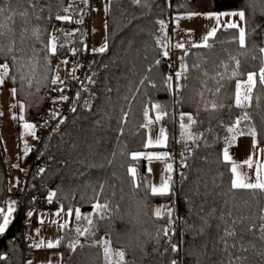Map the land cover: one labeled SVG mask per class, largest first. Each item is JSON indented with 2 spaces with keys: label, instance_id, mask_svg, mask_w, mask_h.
<instances>
[{
  "label": "trees",
  "instance_id": "1",
  "mask_svg": "<svg viewBox=\"0 0 264 264\" xmlns=\"http://www.w3.org/2000/svg\"><path fill=\"white\" fill-rule=\"evenodd\" d=\"M10 2L18 12H28L27 23L18 14L13 21L7 22L15 30L16 54L27 65L23 71L30 73L35 66L36 80L40 79L43 74L40 64L45 55L41 49L55 36L57 51L54 55L48 52L49 62L56 72V65L61 63L64 67L59 76L65 81L66 88L61 93L41 85L37 91L35 80L31 86L25 83L21 87L19 79L15 82L6 80L0 86V92L4 88L18 90L17 104L13 107L16 125L21 121L39 122L49 127L38 146L29 145L31 151L27 156L22 154L18 168L6 162L0 138V208L6 210L8 202L16 201L8 189L9 184L17 190L25 188V212H36L35 200H42L49 191L55 192L48 206L73 210L65 228L60 227L65 222L57 224L60 244L54 249L62 254L61 264H105L103 247L89 246L92 241L102 240L110 241L113 264L119 260L116 253L121 250L125 252L124 260L133 264H169L172 259L178 264H228L229 257L234 262L236 257H246V264H264V239L260 231L264 224V195L253 196L247 190L230 191L231 165L223 160V149L228 146L225 137L231 136L227 128L243 111L251 116V121L244 123L255 125L256 140L264 145V88L259 85L258 76L250 106L246 109L235 106L237 81L245 80L249 72L259 73L264 65L263 52L259 51L264 48V0H150L147 7L132 0H106L109 9L106 12L107 48L103 53L93 52V65L79 87L69 72L75 68L76 76L83 59L84 31H76L72 26L75 18L86 14L84 0H62V3L61 0H39L35 9L29 0ZM41 7L43 11H40ZM64 8L69 11L65 13ZM233 9L245 12L247 35L243 48L238 43L237 30L223 28L208 41L211 48L184 44L185 49H190L187 56H184V49L173 44L177 15ZM56 14L69 15L71 22L56 20ZM3 20L0 16V22ZM159 21H164L163 30ZM55 22L60 24L58 29ZM25 28L27 31L21 43V32ZM35 30H38L39 40L33 35ZM158 39L161 44L157 43ZM2 42L7 45L9 38L4 37ZM61 44L64 46L60 47ZM33 50L37 54L35 57ZM165 51L167 57L163 55ZM229 53L240 60L241 75L231 79L226 75L221 82L224 87L219 94H214L216 80L209 77L225 71L221 62L229 65L230 75L235 64L229 60ZM182 56L188 65V78L179 81L183 87L177 93L175 74L181 69ZM65 59L67 65L62 63ZM5 62V57L0 55V64ZM7 62L11 75L15 72L11 57ZM194 63H200V68H193ZM51 75L50 72L49 78ZM169 75L173 77L171 90L164 83ZM204 80L206 86L202 83ZM61 95L68 99H57L53 103V99ZM70 97L76 104L64 111ZM213 101L222 103L223 107L211 109ZM21 103L24 111L17 114ZM153 103L166 106L169 113L158 122L168 137V145L163 147L166 152L173 147L181 152L185 150L184 144L178 142L181 139L180 113H191L197 121L191 132L203 133L195 143L188 142L191 154L186 163L189 167L181 169L176 162L174 194L167 196L145 194V188L151 184V175L145 168L144 159L132 158L134 152L148 148L149 127L141 125L145 123V106L150 109V118L155 120L156 113L151 110ZM57 112L58 115H52ZM124 113H128L126 118ZM21 115L24 120L19 119ZM169 157L173 159L176 155L169 154ZM30 162H33V168L28 179L23 181L26 165ZM40 164L44 171L38 175L36 171ZM130 167L136 169L139 188L133 185L128 172ZM180 171L187 176L183 182ZM105 202L109 208L105 218L100 219L94 205ZM161 205L165 206L162 214L167 208H173L171 242L177 245V252L170 248L165 252L167 238L161 239L158 246L154 239L158 229L167 225L166 216L158 219L154 215ZM76 209H79L80 219H76ZM23 211L0 235V264H25L33 255L35 249L25 238L35 216L25 221ZM89 219L93 220V226L88 224ZM77 227L82 231L92 227L94 235L79 236L80 244L84 246H77L73 252L68 243L77 237ZM228 229L235 235H227Z\"/></svg>",
  "mask_w": 264,
  "mask_h": 264
},
{
  "label": "snow or ice",
  "instance_id": "2",
  "mask_svg": "<svg viewBox=\"0 0 264 264\" xmlns=\"http://www.w3.org/2000/svg\"><path fill=\"white\" fill-rule=\"evenodd\" d=\"M133 3L135 4H142L143 6L147 7L150 3V0H132ZM39 3V0H36V3L33 4L32 0H29V4L31 5V7L33 9L36 8V5ZM62 3V0H61ZM84 3L87 4L88 0H84ZM72 5H69V8H71ZM69 8H64L63 11L65 13H67L69 11ZM40 11H43V8H40ZM105 11H109L107 5L105 6ZM19 15L21 18H23L25 20V22L27 23L28 20V12L27 10L24 11H17V9H14L12 7V2H10V0H0V16H3L4 20L2 22H0V55H3L5 57V63L0 64V86L4 85L6 80H11L12 82H15L17 79H19L20 83H21V87L24 86L25 83H27L28 86H31L33 84V81H36V88L37 91H39V88L41 85L50 87L51 91H59L61 93H63L65 91L66 88V84L65 81L62 80L58 74V72H56L52 66H50V62H49V57H48V52L50 51L53 55L56 53L57 51V44H56V37L52 36L49 43L44 44V48L41 49V51L45 52V55L43 56V63L40 64V67L43 69V74L40 77L39 80H36L35 77V66L32 67L31 72L30 73H26L25 71H23L24 68L27 67V65L25 63L22 62V58L20 56H18L17 53V48H16V41L14 39L15 36V30L13 27H11V25L9 23H7L8 21H13L14 17L16 15ZM189 18L193 17V16H197V15H204L206 18H215L216 22H217V26L211 28L206 35L203 37L202 42L199 44H191V47H204V48H211L212 45L208 43V41L214 37L217 33V31H219L221 28L227 30V29H236L238 32V43L240 45L241 48H243L245 46V40H246V29L245 27L240 26L239 23H237L234 20H228L225 23H221V17L223 16H228V17H239V20L242 22L246 23V17H245V12L243 10L240 11H232V12H221V13H207V14H201V13H189ZM39 18V17H37ZM55 19L58 21H69L71 22V17L69 15H60V14H56ZM76 23H81V21L77 20ZM161 26V30H163V28L165 27L164 25V21H159L158 22ZM27 29H23L21 32V43H23L24 40V32H26ZM59 31V30H57ZM191 30H189L190 32ZM33 35L36 36V39L39 40V34H38V30H35L33 32ZM65 35H70V33H65ZM8 37L9 38V42L7 45L3 44V38L4 37ZM236 34H234V39H236ZM43 43V42H42ZM158 44H161L162 41L160 39L157 40ZM64 45L61 44L60 47H63ZM176 48L178 49H184V56H187L188 51L190 49H185V45L183 43H177L175 45ZM107 48V43H105V45L103 47H100L98 49H93L94 52H99V53H103L105 52ZM34 51V57L37 55L35 50ZM260 52H264V48H260L259 49ZM72 52L75 53L76 49H72ZM163 55L165 57L168 56V52L165 51L163 53ZM184 56L181 57V69L180 71H178L175 74V79L177 81L176 83V87H175V91L178 93L180 88L183 87V85H181L179 83V81L183 78V79H187V74H188V65L184 62ZM11 57L12 60V67L15 68V72H13L10 75V65L7 62V59ZM229 60L230 61H234L235 67L232 68L230 75H228V67L229 65L227 63L221 62V66L224 68V72H218L216 74V76L214 77H209L210 79H214L216 80V84L217 87L215 89V93L214 94H219L221 91V88L224 87L223 83H221L222 81H224L225 76L227 75L228 79H231L232 77H237L239 75H241L239 68H240V60L237 59L235 56H232L231 53H229ZM29 64L32 63L31 60H29L28 62ZM37 64H39L40 62L37 60L36 61ZM63 64L67 65L68 61L65 59L62 61ZM157 64L160 63L159 60L156 61ZM193 68H200V63H194L192 65ZM56 69L59 68V65L55 66ZM75 68H73L70 72H69V76L72 79H77V77L75 76ZM52 73L51 78H49V73ZM204 76L208 77V73L204 72ZM259 77V85L261 86V88H264V65H262L259 69V73L256 72H249L247 73V79L246 81H244L243 83L246 85L247 87V94L242 95L241 94V82L238 80L236 83V92H235V106L241 109H246L247 107L250 106V102L252 100V92L253 89L256 88L257 86V80L256 77ZM89 79H91L89 77ZM147 79V77L145 78ZM172 81H173V77L171 75L167 76V78L165 79L164 83L168 86V89H172L173 85H172ZM144 81H141V84H143ZM203 84H205L206 86V80L202 81ZM55 86V87H52ZM153 87H155V85L153 84ZM207 90V89H206ZM17 88L13 87L11 89V92L13 94V96H15L17 94ZM137 91H139V89H137ZM201 95H203V93H201ZM77 98L79 97V92H77L76 94ZM57 99L59 100H67L68 97L66 95H61L58 98H54L53 99V103H56ZM127 99V98H126ZM257 101H259V97H257ZM177 103L179 104L180 101L177 100ZM14 107V106H13ZM223 107V104H217L216 101H213L211 103V109L213 110H217L218 108ZM20 110L23 113L24 111V104H20ZM151 110L155 111L156 115H155V120H153L152 118H150L149 116V111L150 109L145 106L144 110H143V116L145 118V123H143L141 125V127L144 128H148L149 125L153 124V123H158L164 116L169 115L166 106L158 104V103H153L151 104ZM205 110H208V107H205ZM72 111H75V108L72 109ZM59 113H52V115H58ZM0 115H2V113H0ZM128 115V113H124V118H126ZM187 116L188 117V121L189 123L187 125H185L183 123V119L184 117ZM13 118L15 119L16 117L13 116ZM20 120H24V116L21 115L19 117ZM180 119H181V123H180V129H181V139L180 143L184 144L185 150L184 152L181 153L182 156V160L180 162V168L184 169L189 167V165L186 163L187 158L190 156L191 154V149L188 147V142L192 141L193 143H195L196 141H198L201 136H203V133H192L191 132V128L193 125H195L197 123L196 119L192 116L191 113H180ZM246 121H251V116L247 111H243L242 114L237 117V119L232 123L231 126H229L227 128V131L229 133H231V136L229 137H225V144L230 146L232 145L233 141L236 140L237 136H244V135H250L253 137V147H256L257 144V140H256V136H257V129L255 127L254 124L251 123H244ZM63 121H61L62 123ZM244 125V127L242 128L241 125ZM37 125L33 124V123H24L23 124V128L25 130L26 133L30 134L33 138L35 139H39V137L36 135V129ZM167 141H168V137L166 135V130L161 127L159 129V132L157 134V136L153 139L151 136L148 137L147 140V145L146 146H150V145H157V146H167ZM226 146L223 149V160L224 162H226L227 164H230V172H231V179H230V191L231 190H247L250 191L252 193L253 196H257V195H264V163H261L259 161H256V171H255V175H256V179L254 182H251L250 177L245 174L242 173L239 170V165L234 162L232 160V156L229 153V147ZM31 151V149L29 148L28 144L25 142L24 144V154L25 156H27V154ZM264 151V150H261ZM142 155H144L143 153H133L132 154V158L133 159H139ZM149 160L151 159H170L169 154L167 152H164L162 155H149L147 157ZM241 164H246L247 167L249 169H251L253 167V158L252 156H249V158L245 161L240 162ZM14 167H19V165H14ZM21 171H23V169H20ZM41 172L44 171V169H40ZM165 171L169 174L166 176V178L162 179V182L159 186L156 185H152V184H148L147 187L145 188V194H151L153 196H167L169 194H174V188H173V178L171 173L173 172V164L172 163H167L166 164V168ZM128 172L131 174L132 176V182L134 187L139 188L140 184L136 183V169L135 168H128ZM180 175V179L181 182H183V180H185L187 178L186 173L184 171H180L179 172ZM102 187V186H101ZM9 191H11V189H9ZM56 195L55 192H52L49 194L48 196V200L49 202H51L52 197H54ZM9 206L7 207V209L5 210L4 208H0V214H2V223H0V235H2L5 230L7 229L9 222H10V217L12 216L13 211L15 210L13 205L16 204V201H10L8 202ZM164 205L158 206L155 211H154V215L158 218V219H164L165 216L167 218V225L166 226H161L160 229H158L156 236L154 237V239H156L157 242V246L159 245V242L161 239L167 238L166 239V244L168 245V247L165 248V252H167L170 248V250L172 252H177L178 251V247L175 243L171 242V234H174V229L172 227V225L174 224V219H173V208L169 207L167 208V212L162 214V209L164 208ZM94 208L96 210H99V217L100 219H104L107 213V210L109 208V205L107 202H105L104 204H100L97 203L94 205ZM63 209H61L62 211ZM59 214V213H57ZM73 214V210L69 209L68 210V215L72 216ZM95 214V213H94ZM33 215V213L31 211H29L27 213L28 217H31ZM80 215H79V209H76V219H80ZM262 219H264V217H262ZM233 223L235 224V221H233ZM88 224L90 226H93L94 222L93 220L89 219L88 220ZM67 225V222H65V224H61L60 227L61 228H65ZM76 233H77V237L71 238L69 243H68V248L71 251H75L77 246L83 247L84 245L80 244V240H79V236H92L94 235L93 231H92V227H89L87 229H84L83 231L77 227L75 229ZM261 231V238L264 239V224L261 225L260 228ZM226 234L229 236L235 235V233L231 230L228 229L226 230ZM63 239V238H62ZM60 244V240H57L55 243L53 242H49L47 244V247L49 249L57 247ZM100 245L101 247H103V253H104V258H105V264H113L112 262V250L110 248V241L109 240H102V241H92L89 246H95V245ZM37 247H41L43 246V241H41L40 244L36 245ZM158 250V247L156 249H154V251ZM116 255L119 257V260L116 262V264H133V262H127L124 260L125 257V252L123 250L119 251L118 253H116ZM169 264H178V261L175 259H172L169 261ZM228 264H246V257H236L235 258V262L233 261L232 257H229L228 260Z\"/></svg>",
  "mask_w": 264,
  "mask_h": 264
},
{
  "label": "rangeland",
  "instance_id": "3",
  "mask_svg": "<svg viewBox=\"0 0 264 264\" xmlns=\"http://www.w3.org/2000/svg\"><path fill=\"white\" fill-rule=\"evenodd\" d=\"M107 5L106 0H99V3L96 7L95 18L91 25V36L94 42L96 43L93 49H98L103 47L106 43V11L105 6ZM240 11V9L233 10H220V11H204V12H195L201 14L207 13H221V12H232ZM221 23H225L228 20H234L240 24V26L245 27V22L239 20V17H228L223 16L220 18ZM176 29L173 34V44L177 43H189V44H199L202 42L203 37L206 33L213 27L217 26L215 18H206L204 15H197L189 18L188 14H181L176 16ZM189 30H191L189 32ZM183 34V35H181ZM92 49V50H93ZM94 52V51H93ZM264 56V52H263ZM62 64H59L58 74L61 76ZM247 79V78H246ZM241 82V94H247V87ZM12 88H4L0 92V138L2 140L5 160L8 164L13 167L14 165H19L22 154L24 153V144L25 142L28 146L35 141L30 134L26 133L23 124L26 122H19L18 125L15 123L13 116L16 114L13 111V106L17 104L15 96L11 92ZM20 107V104H19ZM20 114V109L17 112ZM183 123L187 125L189 123L188 117L185 116ZM159 123H153L149 126L148 137L151 136L153 139L157 136L159 132ZM244 139L247 140L248 145L246 149L238 147L235 143L229 147V153L232 156V160L239 165V170L242 173L247 174L250 177L251 182H254L256 179V161L264 163V145L256 144V147H253V137L250 135H245ZM33 145V144H32ZM168 145V141H167ZM165 146H157L155 144L148 146V148L142 151H136L143 153L140 158L145 160V168L151 175V184L159 186L163 178H166L169 175L166 171V164H173V172L171 173L173 182L175 180L176 174V162L180 164L183 159L181 156V151L177 150V147H173L167 151L168 154H173L176 150V157L173 159H151L147 157L149 155H162L165 151L163 148ZM237 148V151H236ZM134 152V153H136ZM172 152V153H171ZM252 156L253 158V167L249 169L246 164H241L240 162L245 161ZM10 171L11 177L14 176ZM174 184V183H173ZM53 191H49L46 196L41 200L42 205L32 216H35V221L33 222L31 228L28 229L27 236L32 240L29 246L34 250L33 255L25 262V264H61L62 254L59 250L47 247L49 242L55 243L59 240V233L57 231V224L61 222H67L70 220L68 211L64 210L61 207H49L48 196ZM53 198V197H52ZM14 211L12 216L9 218L10 224L13 222L14 218L17 215V208L14 206ZM61 209H63L61 211ZM59 213V214H57ZM7 227V228H8ZM43 241V246L37 247L36 245L40 244Z\"/></svg>",
  "mask_w": 264,
  "mask_h": 264
},
{
  "label": "built area",
  "instance_id": "4",
  "mask_svg": "<svg viewBox=\"0 0 264 264\" xmlns=\"http://www.w3.org/2000/svg\"><path fill=\"white\" fill-rule=\"evenodd\" d=\"M99 3V0H88L87 3V11L86 14L82 17H77L74 19L73 23V29L76 31H84L83 34V43L85 44V48L83 51V59L78 67L77 74H76V86L79 87L82 85L89 73L90 68L93 65V47H95L96 43L92 39L91 36V25L92 22L94 21L95 18V12H96V7ZM79 20L81 23H76V21ZM56 29L60 27V24L58 22H55ZM182 35V34H181ZM170 56L173 58L172 52L170 53ZM76 104V100L73 99V97L69 98V101L66 103L64 111H67L69 108L74 107ZM37 125L35 131L36 135L39 137V139H35L33 142V146L36 147L38 146L41 138L45 135L47 129L49 128L48 126H42L39 122L34 123ZM178 150V149H177ZM174 155H176V150L173 152ZM178 165V164H177ZM33 168V162L28 163L26 165V170L25 173L22 176V180L26 181L28 179L29 173L31 169ZM40 169H42V165L40 164L38 166V170L36 173L39 175L40 174ZM8 189H11L12 194L16 197V208H17V214L25 210V188H21L19 190L15 189L12 187V185H8ZM42 205V201L40 199L35 200L34 202V209H39ZM29 211H23L24 219L25 221H29L33 219V216L28 217L27 213ZM32 212V211H31ZM33 213V212H32ZM7 230V229H6ZM5 230V232H6ZM25 241L27 244H30L32 240L27 236L25 238Z\"/></svg>",
  "mask_w": 264,
  "mask_h": 264
},
{
  "label": "crops",
  "instance_id": "5",
  "mask_svg": "<svg viewBox=\"0 0 264 264\" xmlns=\"http://www.w3.org/2000/svg\"><path fill=\"white\" fill-rule=\"evenodd\" d=\"M83 1V0H82ZM183 35V34H182ZM162 127V125L160 124L158 129ZM245 136V135H244ZM244 136H237L236 140L233 141L232 145L235 143L238 147L240 146L242 149H246L248 142L246 139H244ZM258 143V142H257ZM33 143H31L30 145H32ZM259 144V143H258ZM230 145V146H232ZM228 146V147H230ZM166 151V150H165ZM237 151V148H236ZM24 154V153H23ZM25 155V154H24Z\"/></svg>",
  "mask_w": 264,
  "mask_h": 264
}]
</instances>
